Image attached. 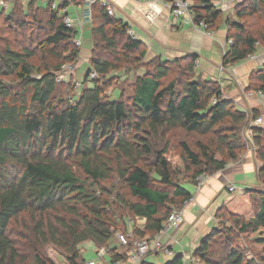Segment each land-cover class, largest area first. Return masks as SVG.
<instances>
[{"label":"trees","instance_id":"obj_1","mask_svg":"<svg viewBox=\"0 0 264 264\" xmlns=\"http://www.w3.org/2000/svg\"><path fill=\"white\" fill-rule=\"evenodd\" d=\"M191 1L194 23L203 22L206 31L224 26L226 40L232 39L233 43L223 55V65L245 60L257 52L259 45L264 47V0L237 2L235 20L223 19V11L213 4V0ZM18 2L8 0V8L0 9V19L4 17L5 20L0 24V264H21L23 261L8 233L10 223L23 213L35 220L36 236L46 239L43 230L46 228L53 243L61 244L59 228L51 222L44 223V215L49 211H62L71 216L70 220L56 217L66 238L63 243L70 251L67 256L70 264L84 262L83 259L81 263L76 261L79 258L76 246L86 240H92L99 248L108 247L111 261L124 259L126 255L116 254L115 248L109 247L112 223L106 212L108 201L98 195L99 190L87 186V182L105 180L113 173L117 174L136 198L120 203L123 202L133 217L146 220L143 231L133 227V235L135 238L147 234L152 237L173 208L192 198L172 172L166 155L168 142L159 146L158 139L176 127L187 132L208 133L226 119L232 121L229 130L235 136L241 125L250 120L248 118L261 117V112L255 102L249 105L250 116L246 117V111L235 109L234 101L223 96L220 84L196 77L185 78V73L196 70L197 56L192 54L171 61L156 57L148 60L143 63L146 72L135 77L129 95L120 92L117 99L107 98L101 80L107 82L109 71L118 67L115 56L120 53L118 48L126 52L141 48L143 60L146 50L139 39L132 40L126 33L127 23L97 6L91 10L96 37L82 81L85 84L90 80L92 85L84 86L73 101L67 96L55 100L58 85L67 83V90L73 89L71 81L57 83V71L62 62L75 63L80 52L75 44V39H80L77 31L66 28L63 13L59 14L63 7L71 5L72 0H63L56 10L47 4L49 16L45 24L32 11L29 15L17 14ZM34 2L44 3L30 0L28 6L32 4L33 8ZM7 10L9 13L5 16ZM254 15L263 21L260 28L248 27L246 19ZM6 22L14 25L12 38L6 33L10 28L6 27ZM20 34L27 38L19 42ZM25 40L29 41L25 43ZM33 43H36L34 47L30 46ZM99 45L100 51L94 52ZM38 52L57 63L38 67L33 62ZM175 66L179 81L184 77L180 88L177 78L167 79ZM91 72H96L97 77L89 79ZM252 74L255 83L245 89L264 94V66ZM213 98H216L215 103L211 102ZM251 129L255 143L261 144L264 129L257 125ZM222 139L223 143L217 149L222 158H216L208 145L200 144L199 151L195 152L182 143L183 153L178 163L182 166L181 172L191 173L195 183L197 177L205 173L224 169L229 160L237 158L241 138L236 137L233 142L228 136ZM146 156H153V172L143 164ZM257 157L264 160V152L258 151ZM72 163L79 165L81 175ZM257 179L259 184L264 183V164L257 170ZM256 187L258 185L245 190ZM229 217L240 232L264 228V191L258 195L252 218L246 221L233 214ZM210 236L211 233L203 237L193 253L204 264H259L247 259L230 238L217 254L205 255L211 244ZM35 264L48 263L37 254ZM140 264L156 263L144 259ZM160 264H184L183 256L175 255Z\"/></svg>","mask_w":264,"mask_h":264},{"label":"rangeland","instance_id":"obj_2","mask_svg":"<svg viewBox=\"0 0 264 264\" xmlns=\"http://www.w3.org/2000/svg\"><path fill=\"white\" fill-rule=\"evenodd\" d=\"M59 1V0H58ZM57 1V3H58ZM166 3L165 0H162ZM241 2L243 0H235V2L232 5V8L228 11H223V19L230 18L231 20H235L234 18V7L237 2ZM30 0H19V2L16 4L17 14L22 15H29L32 11L33 13H36L38 18L41 19V22L45 24L46 20L48 19L47 14V3H41V2H34L33 8L28 6V3ZM59 4V3H58ZM45 8L43 9L41 8ZM95 6L101 7L100 4L97 2L96 4L91 6L94 8ZM85 9V0H72V3L70 6L67 7V11L69 15L76 19V26L75 30L78 33V37H80L81 44L77 47H79V57L75 61V63L72 62H62V69L70 65V68L66 70L64 77H70L69 79L66 78L67 81H71V84H73V89L71 91L67 90L65 87L68 85L67 83H64L63 85L57 86V91L55 93V100L60 99L62 97H69L71 101L76 99V97L80 94L82 91V88L84 86L90 87L92 85V82L90 80L83 84V77L88 69L89 66V55L90 50L94 44L95 39V33L93 30L94 23L91 22V18L89 21L84 20V14L83 10ZM167 9V8H166ZM94 12V11H93ZM6 13H9V10L4 12V15L6 16ZM39 13V14H38ZM59 14L62 15V11H59ZM118 15V13H116ZM92 15V11L90 16ZM150 17V16H149ZM123 18V16H121ZM4 17L0 19V24H4ZM248 22V27L251 28H260L263 25L262 19L258 15H254V17H249L246 19ZM12 23V22H10ZM79 23V24H78ZM35 24V22H34ZM7 25L6 27H10L9 30L6 33L11 34V29L14 27V25H9V23H5ZM192 25V24H191ZM45 28V26H43ZM2 34V33H1ZM6 37L7 34H5ZM127 35V34H126ZM15 37V36H14ZM17 37V35H16ZM8 38H12L9 36ZM23 38H27V36H18V41L21 42ZM29 41V40H27ZM25 40V43H27ZM33 45H30L34 47ZM29 45V44H28ZM1 46V43H0ZM258 50L255 54L254 59L246 58L245 60H242L238 63H236L234 66L231 64L228 66H225L223 72H221V76H227L228 74L235 75L234 77L238 80L237 82V88L239 92V97L237 96L236 101L238 102L234 104L235 109L246 111L247 116H250V109L249 105H252L253 103L258 105V109L260 110V115L262 118L261 124L257 125L258 128L264 129V98L259 97H253L251 99L247 98L244 94L246 90L244 87L248 86L250 83H255L254 78L251 77V74L253 71H256L260 69L262 66H264V47L260 45L258 46ZM101 46L95 48L94 52L100 51ZM119 54L115 55L117 57V65L118 67L116 69H112L107 74V82L105 80H101V83H104V89H105V95L107 98L110 99H117L120 96V92L124 93V96H127L131 93V87L133 84V81L136 76L143 74L146 72L147 67L143 66V63L147 62L149 59H144L140 55L141 48H138L134 50L133 52H126L120 48ZM106 56V55H105ZM112 57V56H111ZM142 57V58H141ZM34 64L38 67H43L46 63H50L51 65L54 63H57L54 61L51 57H47L40 52L37 53V57H34L33 59ZM62 61V60H61ZM186 63V61H184ZM72 68L74 69L73 74ZM241 65V66H240ZM238 66H240L241 70H244L240 72V76L237 74ZM182 67V65L179 66V69ZM61 69V68H60ZM198 70H200L198 68ZM59 71V70H58ZM57 71V73H58ZM226 71V72H225ZM56 73V74H57ZM217 73L213 74L208 78L204 76L207 80L215 84H221L227 77H221L223 82L220 80L219 77H217ZM228 73V74H227ZM180 74V71H179ZM254 76V74H252ZM177 78L178 83L177 87L182 86V83L184 82V77L180 79L178 78V68H173V72L171 75L167 77V79L171 78ZM196 79H203V74H198V71L195 70V73H185V78H194ZM240 77V78H239ZM97 80V79H96ZM100 80V79H99ZM241 80L242 83L239 81ZM64 81V82H65ZM59 83V82H57ZM235 84V82L233 81ZM221 86V85H220ZM244 86V87H243ZM222 87V86H221ZM180 88V87H179ZM178 88V89H179ZM177 89V90H178ZM231 89V87H230ZM254 91V90H253ZM233 101V100H232ZM245 102L247 105H245ZM259 115V116H260ZM250 119V118H248ZM232 121L229 119H226L223 122H220L216 124L208 133H199V132H187L181 127H176L174 129H169L165 132L163 138H159L158 141L160 142L159 146L163 145L166 141L168 142V151L166 152V155L168 159L171 162V168L173 174L179 179L180 183H182L185 186H189L190 184H194L191 173L190 174H183L181 172L182 166L179 163V158L181 157L183 151H182V143H186L187 146L197 152L199 151L200 144L208 145L211 148V151L215 152L216 158H222L223 155H221L218 152V148L223 143L222 138H227L233 142L236 137L241 138V141L239 143V148L237 149V158L233 160H229L227 166H231L233 164L244 162L245 159H248L251 161V163L254 164L256 168H260L264 164V160H260L257 157L258 151L264 152V138H261L260 143H255L253 136L251 139H249L250 134L247 133L246 126L241 125L240 129L235 132V136L230 134L229 125H231ZM252 131V130H251ZM141 135V133H139ZM253 135V131H252ZM153 156H149L144 159L143 164L145 165L146 169H149L150 172H153ZM72 166L74 170L78 174H82V170L79 167V165L72 163ZM221 171V170H220ZM217 173V172H216ZM215 174V173H213ZM212 173H205L203 176H211ZM83 177V176H82ZM187 184V185H186ZM258 185L254 190L251 191H242V187L239 185V189L236 191V194H234V200H240L238 199L239 195L237 192H242L240 196L242 197V201L240 200L239 205L234 208V210H229L226 206H223L222 208H219L216 212L217 215V222L216 225L211 230V240H210V246L208 248V252L205 255H208V253H216L218 252L219 248L224 245L227 238H230L232 240L233 245L238 246L241 251H243L245 257L247 259H253L255 262L259 264H264V228H259L258 230H249L247 232H240L238 231L237 224L234 223L233 219L229 217V215L233 214L234 216H241L244 220H249L253 217L256 205L258 202V195L260 192L264 191V183L259 184L258 182L255 184V186ZM87 186L91 187L92 189L99 190L97 192L98 195H100L102 198L106 199L108 201V205L106 207V212L108 219L111 220V231H112V237L108 241L109 247L113 248L114 246L120 244L119 249L124 251V247L127 246L130 247L131 240L135 239V236L133 235V227L139 224L137 221H141L142 219L140 217H133L131 213L124 207L122 204L125 201H133L136 198L133 197L130 194L129 188L126 184V182L118 177L117 174L113 173L109 178L105 180H100L96 182L88 181ZM235 193V192H234ZM233 194V193H232ZM123 200V202L120 203V201ZM121 204V205H120ZM179 207V206H178ZM56 217H64L67 220H70L71 216L68 214L62 212V211H49L47 214L44 215V223L51 222L53 225L59 228L60 237V243H53V240L50 238V234L47 232V229L44 228L46 234V239H41L40 236H36L34 227L36 226L35 220L31 219L29 214L23 213L20 215L16 220H13L9 227H8V233L11 236V238L14 240L16 246L18 247V251L23 258V261L21 264H35V256L38 254L40 257L45 259L48 264H70L68 261L67 256L70 255V251L67 247H65L63 241L66 239L64 235L62 234L63 229H60V226L56 220ZM125 227V228H124ZM209 235V234H208ZM198 247V246H197ZM97 244H95L92 240H86L84 242L79 243L76 246V251L78 252V257L76 259L77 262L81 263V259L84 261L93 260L96 258L98 250ZM105 249H108L105 248ZM116 249V248H115ZM115 249L113 251H115ZM171 249H173L171 247ZM109 250V249H108ZM124 253V252H123ZM127 253V252H126ZM124 253L123 255H126ZM194 253V251H193ZM193 253H186L185 255H182L184 257V264H204L200 258L195 257ZM147 261H150L152 263L160 264L163 262L164 259H168L165 257L162 253L156 255V256H147ZM111 259V256L109 253L106 252L104 256V261L109 262Z\"/></svg>","mask_w":264,"mask_h":264},{"label":"crops","instance_id":"obj_3","mask_svg":"<svg viewBox=\"0 0 264 264\" xmlns=\"http://www.w3.org/2000/svg\"><path fill=\"white\" fill-rule=\"evenodd\" d=\"M110 2L114 6V16L123 20L137 33L143 48L146 50L144 59L150 60L156 57L162 61H171L191 54L196 55L198 63H195V68L198 74H203V79H206L204 76L214 79V77L210 76L218 72L227 49L224 26L206 31L203 26L176 21L166 8L162 16L152 19L147 16L143 3H139L136 0H110ZM235 64L231 65L234 66ZM240 66L236 70L237 74L239 72V76L240 72L244 71L240 69ZM220 73L219 70L217 77L222 82L221 77H227L224 79L225 82L219 83L222 86L223 96L237 104V96H240V91L237 88L238 80L233 74L227 73V76H221ZM214 80H218V78ZM239 82L242 83L241 80ZM245 105H247L246 102ZM257 170L258 168L250 160L245 159L244 162H237L211 176L204 177L203 185L200 189L194 184H190V187L185 186L192 194V199L183 209L184 221L178 227L170 230L164 236L163 241L170 248H173L172 250L176 255H185L188 251L193 253L203 237L210 234L216 225L217 210L223 206H226L229 210H234L239 205L238 202L242 201L240 196L242 192H237L239 201L233 199L234 194L240 188L239 185L243 186L242 191L246 188L255 187L258 182ZM231 184L237 185L233 192L228 190ZM141 219V221H137L139 224L136 227L143 231L146 220L144 218ZM119 246L120 244L113 247L116 248L114 253L119 255H123L129 249V247L127 249V246H125V250L122 251ZM167 260L164 259L163 262Z\"/></svg>","mask_w":264,"mask_h":264},{"label":"built area","instance_id":"obj_4","mask_svg":"<svg viewBox=\"0 0 264 264\" xmlns=\"http://www.w3.org/2000/svg\"><path fill=\"white\" fill-rule=\"evenodd\" d=\"M44 3H47L51 9L56 10L59 8V6L62 4L63 0H41ZM58 1V3H57ZM139 3H143L144 5V10L147 16H150L152 19L162 16L163 11L165 8L169 10V13L174 17L176 21H180L185 24H192V25H199L203 26L205 28V24L203 22L200 23H194L193 20V2L191 0H172L171 2H163L162 0H136ZM99 3L101 7L105 8L106 12L114 16V6L110 2V0H85V11H84V20L89 21L90 20V14H91V6L93 4ZM235 1L233 0H213V4L220 10L222 11H228L232 8V5ZM9 6L8 0H0V9H7ZM63 13V23L66 28L73 29L76 26V19H73L68 11L67 7H63L61 9ZM79 24V23H78ZM126 33L130 36L132 40H138V35L137 33L129 26L127 28ZM232 39L226 40V47H229L232 44ZM75 44L79 46L81 44L80 39L76 38L75 39ZM250 59L255 58V54H250L248 56ZM196 64L198 63V60L196 59ZM227 65H221L219 67L220 72H222ZM70 68V65L65 67L64 69H61L58 71L56 74V81L59 83H62L66 80V78L70 77H64L67 69ZM72 73L73 74L74 69L72 68ZM97 74L96 72H91L89 74V79L96 78ZM245 96L249 99L253 97H259V98H264V94L261 91H245L244 92ZM212 103L216 102V98H213ZM262 122L261 117H256L254 119L248 120L246 123V130L247 133L250 134V138L253 136L252 135V126L259 125ZM206 176H199L196 179L195 186L200 189V187L203 185V179ZM236 184H231L228 187L229 192H233L236 189ZM192 199V198H191ZM187 200L184 201L179 207L173 208L170 213L168 214L167 218L163 221L161 229L152 237L149 236H144L142 238H135L131 240V245L126 253V257L124 259H118V260H110L109 262L104 261V256L106 252L108 253V249H105L106 247H100L96 251L97 256L93 260L89 261H84L82 264H140L144 259H146L147 256H156L160 253H162L165 257L171 259L173 258L176 254L173 252V250L170 248L168 244H166L163 241V238L165 235L168 234L170 230L173 228L178 227L181 225L184 221V214H183V209L188 205V203L191 201Z\"/></svg>","mask_w":264,"mask_h":264},{"label":"clouds","instance_id":"obj_5","mask_svg":"<svg viewBox=\"0 0 264 264\" xmlns=\"http://www.w3.org/2000/svg\"><path fill=\"white\" fill-rule=\"evenodd\" d=\"M223 64V63H222ZM244 110V109H243Z\"/></svg>","mask_w":264,"mask_h":264}]
</instances>
